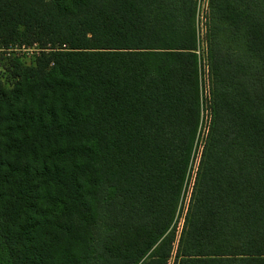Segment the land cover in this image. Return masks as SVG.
<instances>
[{
  "label": "trees",
  "instance_id": "1",
  "mask_svg": "<svg viewBox=\"0 0 264 264\" xmlns=\"http://www.w3.org/2000/svg\"><path fill=\"white\" fill-rule=\"evenodd\" d=\"M197 0H0V264H166L199 122ZM213 121L174 264H264V0H211ZM12 75V74H11Z\"/></svg>",
  "mask_w": 264,
  "mask_h": 264
},
{
  "label": "rangeland",
  "instance_id": "2",
  "mask_svg": "<svg viewBox=\"0 0 264 264\" xmlns=\"http://www.w3.org/2000/svg\"><path fill=\"white\" fill-rule=\"evenodd\" d=\"M197 58L200 75V92L198 97L199 122L192 141L184 180L179 191L173 221L165 236L173 234L172 251L166 264H174L176 250L181 233L184 229L187 211L192 199L193 189L201 169L204 155L211 131L213 115L211 113L210 79L211 73L208 64L207 42L211 38V0H197L194 17ZM1 44V43H0ZM0 45V89L8 90L14 86V76L10 63L18 62L23 68H32L37 64L43 53L49 54V49H42L41 45L8 46L2 49ZM12 74V75H11ZM147 259V258H146ZM143 259L141 263L146 260ZM140 263V264H141Z\"/></svg>",
  "mask_w": 264,
  "mask_h": 264
},
{
  "label": "built area",
  "instance_id": "3",
  "mask_svg": "<svg viewBox=\"0 0 264 264\" xmlns=\"http://www.w3.org/2000/svg\"><path fill=\"white\" fill-rule=\"evenodd\" d=\"M196 54H197V51H196Z\"/></svg>",
  "mask_w": 264,
  "mask_h": 264
}]
</instances>
